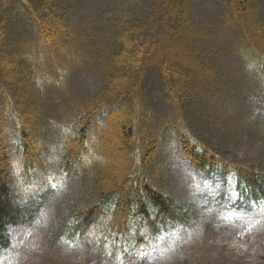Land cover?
Instances as JSON below:
<instances>
[{
	"label": "trees",
	"instance_id": "trees-1",
	"mask_svg": "<svg viewBox=\"0 0 264 264\" xmlns=\"http://www.w3.org/2000/svg\"><path fill=\"white\" fill-rule=\"evenodd\" d=\"M127 3L112 17L119 46L104 55L101 89L78 101L49 137L38 99L51 86L50 75L61 77L85 58L75 21L60 0H0V168L13 174L0 188V250L8 245L7 226L22 211L14 192L32 201L53 175L73 174L81 177L82 192L63 219L66 239L123 259L136 245L147 252L148 241L169 223L178 226L195 213L192 201L181 205L163 189L157 171L161 149L176 140L188 162L208 176L233 174L239 202L264 206V167L230 161L193 130L191 104L228 102L231 91L223 72L202 56L190 0ZM261 7L260 0H227L224 14L240 31L245 67L264 83ZM16 9L28 13L35 31L26 49H12L3 25ZM151 63L166 89L164 114L143 88ZM112 149L120 155L116 162L108 157Z\"/></svg>",
	"mask_w": 264,
	"mask_h": 264
},
{
	"label": "rangeland",
	"instance_id": "rangeland-1",
	"mask_svg": "<svg viewBox=\"0 0 264 264\" xmlns=\"http://www.w3.org/2000/svg\"><path fill=\"white\" fill-rule=\"evenodd\" d=\"M127 2L60 0L75 21L79 49L85 58L61 71V77L50 75L53 85L38 99L51 136L76 102L91 99L102 87L104 55L117 48L112 17ZM225 8L226 0H190L188 6L202 54L224 72L231 91V102L200 100L191 104L192 127L231 160H252L264 167V86L246 69L239 33L227 27ZM28 16L25 10L16 9L4 21L12 49H26L35 38ZM153 64L146 73L145 91L156 111L164 114L168 107L166 89ZM177 143L167 142L163 147L167 170L160 169L162 186L182 204L194 203L191 224L169 226L149 241L147 253L143 245H136L125 259L102 249L93 250L81 240L58 241L63 218L82 192L81 177L66 175L56 181L60 183L56 189L43 190L32 201L14 192L22 201V218L9 226L11 244L1 251L0 264H264V207L249 208L239 203L233 177L207 178L188 162ZM108 157L113 162L120 159L115 149ZM5 173L0 171V184L9 174Z\"/></svg>",
	"mask_w": 264,
	"mask_h": 264
}]
</instances>
